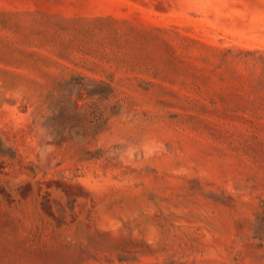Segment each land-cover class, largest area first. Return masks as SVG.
<instances>
[{
	"label": "rangeland",
	"instance_id": "374dc122",
	"mask_svg": "<svg viewBox=\"0 0 264 264\" xmlns=\"http://www.w3.org/2000/svg\"><path fill=\"white\" fill-rule=\"evenodd\" d=\"M0 264H264V0H0Z\"/></svg>",
	"mask_w": 264,
	"mask_h": 264
}]
</instances>
